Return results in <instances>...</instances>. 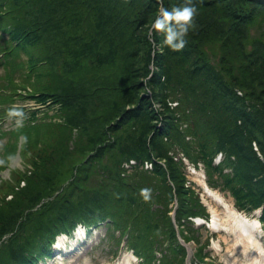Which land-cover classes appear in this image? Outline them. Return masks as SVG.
<instances>
[{"label": "trees", "instance_id": "trees-1", "mask_svg": "<svg viewBox=\"0 0 264 264\" xmlns=\"http://www.w3.org/2000/svg\"><path fill=\"white\" fill-rule=\"evenodd\" d=\"M221 1L0 0V51L29 56L17 63L28 68L27 83L18 86L25 98L46 105L43 114L24 112V123L10 132L27 141L24 151L35 138L52 151L34 161L7 203L15 208L0 215V264H38L59 232L104 221L110 234L119 232V244L127 237L143 264H185L178 232L200 243L191 218L209 219L210 212L183 156L195 167L202 163L209 186L228 190L239 209L263 207L264 224V112L253 109L264 107L263 37L247 49L240 31L246 20L264 16V0H249L254 12L240 14L231 34L216 19L197 30L196 17L221 13ZM114 11L128 12L125 33L114 28ZM185 36L215 51L223 40L224 53L215 60L206 44L194 46ZM52 108L61 121L49 115ZM8 110L0 107V120ZM4 149L15 152L17 141ZM132 158L140 164L125 175L123 163ZM144 161L153 169L142 168ZM16 199H25L26 208L16 207ZM176 202L178 228L171 214ZM208 243L197 246V261L211 263Z\"/></svg>", "mask_w": 264, "mask_h": 264}, {"label": "rangeland", "instance_id": "rangeland-1", "mask_svg": "<svg viewBox=\"0 0 264 264\" xmlns=\"http://www.w3.org/2000/svg\"><path fill=\"white\" fill-rule=\"evenodd\" d=\"M222 12L221 13H214V11H209V14L207 13V18L200 19L199 17H196L201 23L197 26V30L200 29L201 26L203 27H210L212 26L213 22L211 20L216 19L217 21L221 22V25H226V33L231 34L233 32V29L236 28V25H241L239 20V15L242 16L250 15L254 9V4L249 0H222ZM160 9L163 10V4L160 5ZM185 10V9H181ZM180 10V12H181ZM179 12V13H180ZM116 17L115 19V27L117 30L121 28L124 30L123 24L127 21L128 18V12L123 11L119 12L118 15L116 12H113ZM192 13L194 15V8L192 9ZM186 15V11H185ZM184 17L180 16V19H184ZM211 19V20H210ZM254 23L250 21H245L246 24H244L240 31H244L243 33L246 34L247 38L245 43L247 44V49H252V46L254 45V38L259 36L262 38V52H264V16L263 15H257L254 18ZM254 25H253V24ZM116 24H118L116 26ZM157 22H154L150 25V35L151 40L154 41L155 34H154V28L156 27ZM220 25V24H219ZM148 28L146 25L142 27V30L145 32ZM247 28V31L244 30ZM195 28L192 32H194ZM125 33V32H124ZM1 35V32H0ZM189 36V35H188ZM126 37V36H125ZM186 37V36H185ZM189 40L194 43L193 45L198 47L200 45L206 44V49L208 51H212L217 56L218 60L220 55L224 53V49L220 45L222 44V41L219 45H216V51L214 46L210 48L207 46V42H195L192 39ZM0 41L4 42V40ZM197 41V40H196ZM170 46L172 47V44L170 42ZM255 46V45H254ZM160 45L157 47L159 48ZM196 48V47H195ZM205 48V46H204ZM207 55L210 56L208 54ZM228 49L226 50L225 54H227ZM13 55V54H11ZM256 56V55H254ZM29 58L28 55H25L24 53H21L19 57L14 58L13 56L7 57V54L3 51H0V99L3 97L5 101L2 103L3 107L9 108L11 110H8L5 113V117L0 120V162L1 160H4V165L0 164V215L3 213H7L12 211L15 207H7V203L10 202V200L14 199L15 191L17 190L16 184H19V186L25 185L26 181L24 180L26 177V174H30L34 168V161L40 162L42 160L41 155L46 153H51L52 151L47 150L48 146L46 144H42V142H38L37 144V138H35V141L33 142V145L30 149L27 151L22 150L27 145V141H24L23 137L15 138L11 130H14L18 125H22L24 123L25 114L24 112L30 113L31 110L40 108V114L44 113L45 107H43L42 104L35 105L36 100L35 98H25V89L21 85V83H27L26 81H23L24 75L28 71V68H24L25 64L22 66H18L17 63H22L27 61ZM237 61H235L236 63ZM263 62V61H262ZM212 62V64H215ZM235 73H237V68L234 70ZM8 75H11L14 77V81L16 82V86L13 84H9ZM22 79V81H21ZM14 86V88H13ZM29 87V86H25ZM6 89V90H5ZM18 89V92H17ZM5 92H2L4 91ZM9 96L6 97L4 94H8ZM151 94V93H150ZM241 94V91L240 93ZM244 94V92H243ZM253 99V98H252ZM250 100V97L247 99ZM254 100V99H253ZM255 101V100H254ZM256 102V101H255ZM258 103V102H256ZM84 103H80L77 107V109ZM0 104V107H2ZM261 106V107H260ZM259 107L262 109V112H264V107L262 106V103H258L257 106H255L253 109L254 111H257ZM56 110L53 108L48 111L50 113L49 115H53V113ZM56 120H60L56 115L52 116ZM56 117V118H55ZM263 120H264V114H263ZM34 138V137H33ZM39 138H42L41 136ZM17 141V150L11 153H5L4 145L7 143H12ZM50 139H47L46 142L48 143ZM37 144V147H35ZM255 144V142H254ZM28 146V145H27ZM29 147V146H28ZM39 147H41V153L39 151ZM256 147V146H255ZM74 148V147H72ZM257 149V148H256ZM71 150V149H70ZM259 151V150H258ZM263 153L259 152V155L262 158L264 156ZM182 156V154H181ZM184 157V156H183ZM182 157V158H183ZM185 158V157H184ZM183 158V160H184ZM186 159V158H185ZM188 160L186 159V165H188ZM216 162V161H215ZM60 163V161H59ZM203 165L202 163H200ZM187 172H188V178L192 181L191 186L195 188V190L200 192V196L202 198V201L204 204L208 205L209 208L212 206L218 214L224 218H226L225 210L223 208L222 204L217 203L214 199L209 197L207 193L204 191V185L201 182V179L203 178L206 181V175L205 170L201 168H195L193 169V166H187ZM205 175V177H204ZM24 178V179H23ZM16 181V183H15ZM189 184V182H188ZM212 189L219 192L223 197L226 198L227 201H229L233 206L240 212L246 214L248 217L251 218H257V214L255 213V210L252 211H245L242 209H239L235 205V199L231 195V193L228 190L222 189L220 186L212 187ZM17 203L22 204L24 208L27 206V201L25 199L14 200V205L17 207ZM171 207L173 204L170 205ZM177 205L174 206L173 211L176 210ZM34 208V210H36ZM209 212L211 211L208 209ZM172 211V212H173ZM171 212V214H172ZM14 213H18L15 212ZM174 222V221H173ZM188 223V221H186ZM194 225V226H193ZM192 226L194 227V234L197 235L200 239V243H204L207 240H209V243L207 244L204 252H209V256L206 257L208 261H210V264H232V260L236 261V264H245L249 262V258L244 256L242 253H240L238 250L231 248V243L233 239V235L229 232H225L224 230H216L213 226L212 228L207 227L206 224H198L193 222ZM264 228V226H263ZM214 229V230H213ZM118 231H113L111 234L107 233V225L103 224L99 226L98 228L92 230V232L88 235L86 238L88 242H78L73 240L74 245L76 246L73 250V253H70L69 255L65 256L62 255V260L58 258L51 259L49 263H40V264H116L118 261H120L122 258H125L127 254H130L128 249L124 245L120 246L117 240ZM261 240L264 245V231L261 237ZM219 243V249L215 248L214 242ZM200 243H197L195 240L191 241V252L196 253L197 246L200 245ZM199 249V248H198ZM232 253V255H231ZM72 254V255H71ZM171 255V253H169ZM157 257L160 256L159 253L156 255ZM133 264H141L138 259H134L132 257ZM197 260H195L194 256L191 255L188 258V261H186L185 264H195ZM199 264V263H197Z\"/></svg>", "mask_w": 264, "mask_h": 264}, {"label": "bare ground", "instance_id": "bare-ground-1", "mask_svg": "<svg viewBox=\"0 0 264 264\" xmlns=\"http://www.w3.org/2000/svg\"><path fill=\"white\" fill-rule=\"evenodd\" d=\"M203 185H206L207 195L217 203L222 204L225 210L226 218L220 216L216 209L210 206L212 211L211 226L216 230H224L233 235L231 248L238 250L244 256L249 258L245 264H264V245L261 240L263 234L262 223L258 218L248 217L246 214L238 211L233 204L226 200L219 192L208 187L204 179H201ZM215 248L219 249V243L214 242ZM232 255V253H231ZM132 255H127L124 261L118 264H133ZM232 264H236L232 260Z\"/></svg>", "mask_w": 264, "mask_h": 264}, {"label": "water", "instance_id": "water-1", "mask_svg": "<svg viewBox=\"0 0 264 264\" xmlns=\"http://www.w3.org/2000/svg\"><path fill=\"white\" fill-rule=\"evenodd\" d=\"M184 15H185V10H181V12H180V16H181V17H184ZM173 217H174V220H175V211L173 212ZM180 239H181L182 243L185 244V242L183 241V239H182V238H180Z\"/></svg>", "mask_w": 264, "mask_h": 264}]
</instances>
